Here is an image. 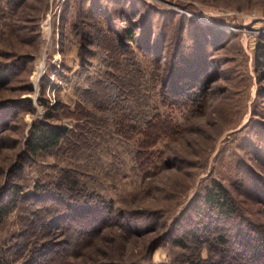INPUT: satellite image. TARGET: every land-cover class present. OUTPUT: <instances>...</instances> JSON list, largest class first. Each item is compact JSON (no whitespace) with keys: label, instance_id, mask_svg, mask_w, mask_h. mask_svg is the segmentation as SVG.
Masks as SVG:
<instances>
[{"label":"rangeland","instance_id":"374dc122","mask_svg":"<svg viewBox=\"0 0 264 264\" xmlns=\"http://www.w3.org/2000/svg\"><path fill=\"white\" fill-rule=\"evenodd\" d=\"M17 1L0 0V195L17 184L30 202L0 222L6 264L26 247L46 259L47 243L65 264H191L209 243L176 245L186 230L213 244L242 221L264 231V0ZM175 84L203 89L175 102ZM48 113L67 133L22 166ZM65 175L77 196L55 185ZM214 181L229 218L200 199Z\"/></svg>","mask_w":264,"mask_h":264},{"label":"trees","instance_id":"16d2710c","mask_svg":"<svg viewBox=\"0 0 264 264\" xmlns=\"http://www.w3.org/2000/svg\"><path fill=\"white\" fill-rule=\"evenodd\" d=\"M8 4H18L17 0H7ZM125 34H127L128 39H132V31L130 28H126L124 30ZM193 76V75H192ZM197 80V78H195ZM197 84V83H196ZM194 84V85H196ZM193 84L189 87H182L179 84H175L168 87L167 97L171 101H183L185 103L191 101L195 95L203 89V87L199 88L194 86ZM198 88V89H197ZM174 103V102H173ZM51 115L48 113L46 115V121H38L34 122L31 128L28 131V136L26 140V155L24 156L21 165L24 166V161L28 160L31 157L36 156L39 152L46 151L49 149L56 148L60 141L64 139L65 134L67 133V128L63 126H58L47 122ZM149 126V125H148ZM152 129V126H149ZM151 130L145 132L146 136L153 137V133L150 132ZM150 132V133H148ZM157 138V137H156ZM147 139V138H146ZM156 140V139H155ZM21 166V167H22ZM21 170V168H20ZM261 179V178H260ZM64 180V181H62ZM61 182L57 180L55 185L61 186V191H69L71 194H76L77 196V186L78 183L76 182L75 178H71L69 175L62 176ZM262 185L257 186V188L262 189L261 196H259L264 203V183ZM49 186L41 184L40 182L35 185V189L33 192L40 193L45 192ZM60 188V187H59ZM60 191V190H59ZM60 191V192H61ZM59 192V193H60ZM34 193V194H35ZM62 193V192H61ZM69 193V195H70ZM88 198L87 196H83V199ZM26 200L30 202L29 199L24 198L23 194L21 193V187L17 184H11L10 186L4 189V192L0 195V222L3 220V217L8 214L19 202L22 200ZM204 204L208 205L209 207H215L216 212L220 214L222 217L229 218L234 213L235 210L232 207L233 202L227 192V190L218 182L214 181L207 190L204 192L202 197L200 198ZM24 200V201H25ZM99 211H104L108 213L111 211V206L104 202H95ZM197 207V206H195ZM31 214L35 213L34 210L30 208L27 211ZM199 216L201 212H198ZM202 216V215H201ZM201 216L196 220V223H199L202 228H206V222L201 218ZM61 218V217H60ZM36 221V220H34ZM29 226L33 227L32 221L29 220ZM247 229L254 230L255 236H251L248 232H245ZM195 229V228H194ZM237 232H233L230 237H226L224 234H217L216 237V244H213L212 239L208 237L207 239L201 240L200 235L197 233V230L189 229L183 232L180 238H175V244L179 246H185L184 244V237H191L196 242L199 241L209 243V256L205 260L199 261H192L191 264H264V231L261 229L260 226L250 223L248 221L247 227L242 221L239 224V228H237ZM245 229V230H244ZM93 230V229H92ZM184 235V236H183ZM73 241L72 237H69V240L64 242L69 246ZM41 242H39L40 244ZM69 243V244H68ZM239 244V249L231 251V247L229 244ZM42 244H44L42 242ZM41 244V245H42ZM53 243H47L43 247H45L49 253L46 259L40 257L38 254V249H29L26 247H22L25 249V255L27 257L24 258L22 264H65L67 258L71 255L69 251L66 250L62 246V244L52 245ZM21 249V250H22ZM23 251V250H22ZM217 253L218 256L215 259H211L210 253ZM44 255V254H42ZM45 255V256H47ZM44 256V257H45ZM6 260L4 258L3 252L0 251V264H6Z\"/></svg>","mask_w":264,"mask_h":264},{"label":"bare ground","instance_id":"6f19581e","mask_svg":"<svg viewBox=\"0 0 264 264\" xmlns=\"http://www.w3.org/2000/svg\"><path fill=\"white\" fill-rule=\"evenodd\" d=\"M41 69V68H40ZM41 71V70H40ZM40 71L37 73V75H39Z\"/></svg>","mask_w":264,"mask_h":264}]
</instances>
